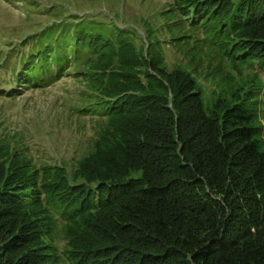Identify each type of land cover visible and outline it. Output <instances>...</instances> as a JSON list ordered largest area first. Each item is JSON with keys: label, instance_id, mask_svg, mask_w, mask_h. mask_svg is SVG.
Instances as JSON below:
<instances>
[{"label": "trees", "instance_id": "obj_1", "mask_svg": "<svg viewBox=\"0 0 264 264\" xmlns=\"http://www.w3.org/2000/svg\"><path fill=\"white\" fill-rule=\"evenodd\" d=\"M155 10L144 39L86 10L21 43L6 96L70 76L97 125L55 166L0 131V264H264V0Z\"/></svg>", "mask_w": 264, "mask_h": 264}, {"label": "rangeland", "instance_id": "obj_2", "mask_svg": "<svg viewBox=\"0 0 264 264\" xmlns=\"http://www.w3.org/2000/svg\"><path fill=\"white\" fill-rule=\"evenodd\" d=\"M169 2L171 0H126L119 19L117 14L122 13L123 7L121 0H0V91L6 96L11 89L12 70L20 68V52L28 50V47L23 49L21 43L63 12L83 16L89 10L86 14L92 12L102 21L103 17L96 13L106 12L109 21L113 19L121 28H137L144 39L143 18L151 20L155 9ZM127 24L130 26H125ZM13 49H17L19 55L12 54ZM168 56L171 65L175 60L174 51H168ZM258 75L264 77L262 73ZM203 86L208 96L217 90L212 83ZM80 90V82L69 76L46 89L25 90L15 98L1 96L0 131L11 141L25 143L40 165L55 166L61 161L73 163L88 152L87 141L97 125L91 117L81 118L74 111L81 102Z\"/></svg>", "mask_w": 264, "mask_h": 264}]
</instances>
